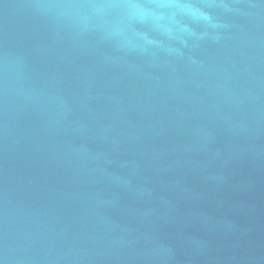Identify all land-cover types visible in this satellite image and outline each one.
Masks as SVG:
<instances>
[{"label": "water", "instance_id": "obj_1", "mask_svg": "<svg viewBox=\"0 0 264 264\" xmlns=\"http://www.w3.org/2000/svg\"><path fill=\"white\" fill-rule=\"evenodd\" d=\"M0 264H264V0H0Z\"/></svg>", "mask_w": 264, "mask_h": 264}]
</instances>
